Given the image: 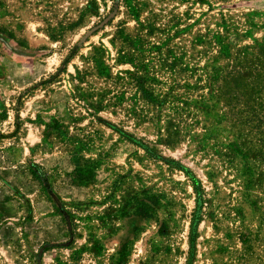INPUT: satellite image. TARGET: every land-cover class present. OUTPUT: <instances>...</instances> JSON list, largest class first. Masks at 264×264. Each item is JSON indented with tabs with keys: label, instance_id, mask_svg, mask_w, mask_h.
Here are the masks:
<instances>
[{
	"label": "rangeland",
	"instance_id": "rangeland-1",
	"mask_svg": "<svg viewBox=\"0 0 264 264\" xmlns=\"http://www.w3.org/2000/svg\"><path fill=\"white\" fill-rule=\"evenodd\" d=\"M0 264H264V0H0Z\"/></svg>",
	"mask_w": 264,
	"mask_h": 264
},
{
	"label": "trees",
	"instance_id": "trees-1",
	"mask_svg": "<svg viewBox=\"0 0 264 264\" xmlns=\"http://www.w3.org/2000/svg\"><path fill=\"white\" fill-rule=\"evenodd\" d=\"M32 172L34 175H36L39 179H41L44 183H48L47 180V175L45 174V172H43L41 170V168H39L38 166H34V168L32 169Z\"/></svg>",
	"mask_w": 264,
	"mask_h": 264
}]
</instances>
